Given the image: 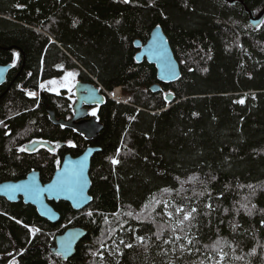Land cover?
<instances>
[{"label": "trees", "instance_id": "16d2710c", "mask_svg": "<svg viewBox=\"0 0 264 264\" xmlns=\"http://www.w3.org/2000/svg\"><path fill=\"white\" fill-rule=\"evenodd\" d=\"M231 1L0 0V63L11 64L0 84V181L32 169L47 181L67 152L100 146L86 208L52 202L61 218L51 222L0 196V264H264V19L251 25L246 11L264 0ZM156 24L181 65L171 82L135 58V39ZM70 70L130 97H107L91 140L29 95ZM61 92L48 104L69 117ZM35 139L63 146L27 150ZM178 207L197 211L181 225ZM73 225L87 233L65 259L52 246Z\"/></svg>", "mask_w": 264, "mask_h": 264}, {"label": "water", "instance_id": "95a60500", "mask_svg": "<svg viewBox=\"0 0 264 264\" xmlns=\"http://www.w3.org/2000/svg\"><path fill=\"white\" fill-rule=\"evenodd\" d=\"M236 0H232L234 3ZM244 3L242 0H240ZM249 15V22L258 26L264 19V7L259 12L246 6ZM135 46L138 48L136 59L138 61L144 58L155 65L157 79L159 81H174L181 76L180 63L175 57L173 48L170 44L168 36L160 24L154 26L150 36L143 43L141 39H135ZM10 63L0 64V83L6 78ZM76 100L72 105V114L66 118L58 116L51 105H47L46 109L49 113V119L54 123L66 126L83 135L86 139H94L102 130L104 124L98 118L88 112L91 106H100L105 102V95L100 91L98 86L91 80L80 79L75 83ZM160 83L156 82L151 85L153 91L160 89ZM45 103H47V94L42 92ZM168 101L174 100V95L167 92L165 95ZM45 145L52 147L51 142L44 140H34L27 144L28 150H35L37 147ZM100 149L98 145H88L84 151L78 155L66 153L61 164L55 169L50 180L44 182L41 179L40 171L33 169L26 176L19 179H6L0 181V196L5 197L9 201L16 202L22 199L23 202L29 203L36 207L37 212L45 219L51 222H57L61 218L60 211L54 206L52 201H66L71 204L75 210L86 208L92 201L93 196L90 192L92 186V178L90 168L92 156ZM79 174V183L75 191L68 188L49 191V187L57 180H62L66 176L73 174V168ZM16 186H22L19 190H15ZM33 186L40 189L39 195H35L32 191ZM87 233L86 228L78 226L67 227L63 232L57 234L55 244L52 250L61 253L63 258H69L76 251V246L81 238Z\"/></svg>", "mask_w": 264, "mask_h": 264}, {"label": "snow or ice", "instance_id": "6c2138e0", "mask_svg": "<svg viewBox=\"0 0 264 264\" xmlns=\"http://www.w3.org/2000/svg\"><path fill=\"white\" fill-rule=\"evenodd\" d=\"M205 71H206V69H205ZM73 73H71V72H69V73H67V75L65 76V78H64V80H65V82H64V87H67L68 89H69V91H71V87H72V85H71V81H70V77H73ZM50 83H53V84H55L56 82L55 81H52V82H50ZM41 87H43V85H41ZM29 95H35L34 93H29ZM241 103H243V101L241 100L240 101ZM91 115H93V116H95L96 115V111L95 110H93L92 112H91ZM70 146H73V147H75V145H72L71 144V142H70ZM21 151H24V150H26L25 148H22V149H20ZM59 161H57V165H59ZM112 163L113 164H116V163H118V161L117 160H115V159H113L112 160ZM71 167L73 168V174L72 175H70V176H66V177H64L62 180H57V181H55L50 187H49V191H53V190H60V189H64V188H68V189H70V190H73V191H75L76 189H77V187H78V183H79V174L75 171V168H76V166L75 165H71ZM20 187H22V186H16V188H15V190H19V188ZM32 191H33V193L35 194V195H39V193H40V189H39V187L38 186H33V188H32ZM165 191H167V190H165ZM147 207V206H146ZM209 207H210V205H209ZM176 211L178 212V213H182L183 214V219L182 220H180V221H178V224H183L184 223V221H190L191 219H193V213H195L196 211H197V209H195V208H192L190 211H188V212H185L184 211V209L183 208H177L176 209ZM88 215L89 216H91L92 215V213L91 212H89L88 213ZM128 215H131V213H128ZM169 215H171V213H169ZM106 223H107V220L105 221ZM33 231H38V229H34ZM176 239L177 240H179V239H181L179 236H177L176 237ZM121 243H123V241H121ZM192 243V240H188V244H191ZM126 247H132V245H125ZM183 248H184V246L183 245H181V249L183 250ZM191 251V249H189V252ZM253 251H255V250H253ZM101 256H102V254H101ZM217 264H220V262L218 261L217 262Z\"/></svg>", "mask_w": 264, "mask_h": 264}, {"label": "rangeland", "instance_id": "374dc122", "mask_svg": "<svg viewBox=\"0 0 264 264\" xmlns=\"http://www.w3.org/2000/svg\"><path fill=\"white\" fill-rule=\"evenodd\" d=\"M69 72H71V73L74 74V71H73V70H70V71L66 72V73H65L63 76H61V77H55V78H52V79L47 80V81H42V82H41L42 84H40V86L43 85V89H46V90H51V89H53V90H58L60 87H62V88H67V87H64L63 85H64V82H65L64 78H65V76L67 75V73H69ZM75 76H76V75H73V77H70V78H69L70 81H71V84H73V81H74ZM52 81H55L56 83H55V84L50 83V82H52ZM73 85H74V84H73ZM116 89H118V90L121 92V94H123L124 96H126L125 98H127V97L129 96V95H127V94L122 93V92H123L122 88H121V89H120V88H116ZM38 90H39V89H38ZM38 90H37L36 94H38ZM68 90H69V89H68ZM36 94H35V95H36ZM56 143H57V144H52V148L54 147L53 145H60L61 142H56ZM106 249H107V250H111V248H110V247H107V246H106ZM111 251H112V250H111Z\"/></svg>", "mask_w": 264, "mask_h": 264}, {"label": "flooded vegetation", "instance_id": "af4514ba", "mask_svg": "<svg viewBox=\"0 0 264 264\" xmlns=\"http://www.w3.org/2000/svg\"><path fill=\"white\" fill-rule=\"evenodd\" d=\"M143 60H146L145 58L143 59ZM142 60V61H143ZM74 71V70H73ZM74 75H76L77 77L76 78H78L79 77V75H77L75 72H74ZM81 79H83V78H81ZM83 80H87V79H83ZM0 84H2V83H0ZM72 85V84H71ZM62 90H65V94L67 95V96H69L70 97V99H71V102H69V105H70V109H71V112H70V116H71V114H72V105L74 104V102H75V100H76V98H77V96H76V92H75V86H74V92L75 93H71L72 91H73V85H72V87H71V91H69L68 90V88H62L61 90H60V94L62 93L61 91ZM44 99V98H43ZM107 100V99H106ZM43 102L45 103V100H43ZM101 106V105H100ZM100 106H96V107H94V106H91V107H89L88 108V112L91 114V112L93 111V110H95L96 108H98V107H100ZM68 115V116H69ZM67 116V115H66ZM78 133V132H77ZM80 134V133H79Z\"/></svg>", "mask_w": 264, "mask_h": 264}, {"label": "bare ground", "instance_id": "6f19581e", "mask_svg": "<svg viewBox=\"0 0 264 264\" xmlns=\"http://www.w3.org/2000/svg\"><path fill=\"white\" fill-rule=\"evenodd\" d=\"M111 96L114 97V98L120 99L121 98V93H120V91L118 89H115L114 92L111 93ZM48 115H49V113H48ZM66 118H68V117H66Z\"/></svg>", "mask_w": 264, "mask_h": 264}, {"label": "crops", "instance_id": "0c3cea01", "mask_svg": "<svg viewBox=\"0 0 264 264\" xmlns=\"http://www.w3.org/2000/svg\"><path fill=\"white\" fill-rule=\"evenodd\" d=\"M262 8H263V7H262ZM262 8H261V9H262ZM261 9H260V10H261ZM254 11H255V10H254ZM248 22H249V15H248ZM249 23H250V22H249ZM250 24H251V23H250ZM156 25H157V24H156ZM251 25H252V24H251ZM153 28H154V27H153ZM153 28H152V29H153ZM152 29H151V30H152ZM151 30H150V33H151ZM149 36H150V34H149ZM149 36H148V37H149ZM136 39H137V38H136ZM139 39H140V38H139ZM137 50H138V48H137ZM101 84H102V83H101ZM102 85H103V84H102ZM103 86H104V85H103ZM104 87H105V86H104ZM105 88H106V87H105Z\"/></svg>", "mask_w": 264, "mask_h": 264}]
</instances>
